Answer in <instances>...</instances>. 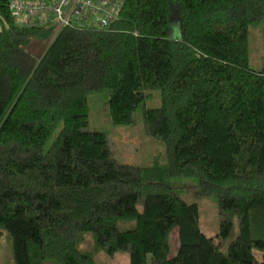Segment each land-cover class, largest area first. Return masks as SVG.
Returning a JSON list of instances; mask_svg holds the SVG:
<instances>
[{"label": "trees", "instance_id": "16d2710c", "mask_svg": "<svg viewBox=\"0 0 264 264\" xmlns=\"http://www.w3.org/2000/svg\"><path fill=\"white\" fill-rule=\"evenodd\" d=\"M8 4L0 0V228L14 264H95L79 248L87 232L109 254L129 246L130 264L148 253L155 264H264V68L250 67L248 43L264 0H123L105 27L90 15L59 26L48 11L17 23ZM103 94L119 125L159 102L143 119L167 165L113 157L106 134L88 129V99ZM175 178L230 201L238 234L226 250L201 231Z\"/></svg>", "mask_w": 264, "mask_h": 264}, {"label": "rangeland", "instance_id": "374dc122", "mask_svg": "<svg viewBox=\"0 0 264 264\" xmlns=\"http://www.w3.org/2000/svg\"><path fill=\"white\" fill-rule=\"evenodd\" d=\"M25 15L15 17L17 23H21ZM249 65L252 69L264 68V19L249 27ZM33 45V44H32ZM42 49V48H41ZM34 52L40 51L38 46L33 47ZM154 95L155 92H154ZM158 101V100H157ZM159 102L146 100L143 106H139L134 113V123L129 125L114 124L111 121L107 106V96L92 95L89 97L88 129L101 131L106 134L109 151L120 163L134 165L165 166L167 158L165 143L160 138L151 137L146 133L143 109L154 107ZM174 186L179 190H186L188 201H194L198 206V225L201 231L213 241L215 246L226 250L229 241L238 234V220L232 213L231 203L226 200L217 202L213 197L193 195L196 187L195 178H175ZM182 192V191H181ZM182 192V193H183ZM184 194V193H183ZM139 211L143 209V203H137ZM84 240L79 244L83 251L92 252L95 264H130V247L109 254L105 248H97L94 235L91 232L83 234ZM169 257L176 254L178 248V230L173 227L169 234ZM258 260L262 254L253 249ZM0 264H14L11 241L7 233L0 228ZM144 264H155L151 253L146 255Z\"/></svg>", "mask_w": 264, "mask_h": 264}, {"label": "built area", "instance_id": "2783aa9c", "mask_svg": "<svg viewBox=\"0 0 264 264\" xmlns=\"http://www.w3.org/2000/svg\"><path fill=\"white\" fill-rule=\"evenodd\" d=\"M123 0H57L53 4L40 1L9 0V10L14 16L33 15L50 12L51 20H58L59 26L71 22L82 24L83 16H89L100 26L105 27L114 19V13L121 7ZM27 23H33L28 20Z\"/></svg>", "mask_w": 264, "mask_h": 264}]
</instances>
